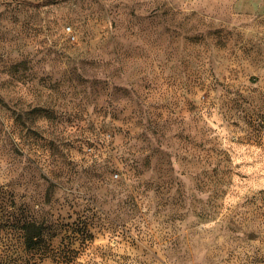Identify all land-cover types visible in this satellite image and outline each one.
<instances>
[{"label":"rangeland","instance_id":"1","mask_svg":"<svg viewBox=\"0 0 264 264\" xmlns=\"http://www.w3.org/2000/svg\"><path fill=\"white\" fill-rule=\"evenodd\" d=\"M0 264H264V0H0Z\"/></svg>","mask_w":264,"mask_h":264},{"label":"trees","instance_id":"2","mask_svg":"<svg viewBox=\"0 0 264 264\" xmlns=\"http://www.w3.org/2000/svg\"><path fill=\"white\" fill-rule=\"evenodd\" d=\"M32 227H34V225ZM26 229H27V232L25 236V245L28 250H32L35 248L36 244L38 243V239L36 238L39 237V234L34 236L29 231L30 227H27Z\"/></svg>","mask_w":264,"mask_h":264}]
</instances>
